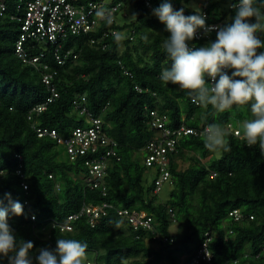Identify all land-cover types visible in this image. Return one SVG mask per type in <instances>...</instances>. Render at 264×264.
Listing matches in <instances>:
<instances>
[{
  "label": "trees",
  "instance_id": "obj_1",
  "mask_svg": "<svg viewBox=\"0 0 264 264\" xmlns=\"http://www.w3.org/2000/svg\"><path fill=\"white\" fill-rule=\"evenodd\" d=\"M112 1L122 3L117 18L127 15L129 8L135 18L110 25L105 21L93 30L69 34L61 41L64 63H59L52 43L26 41L29 57L45 53L36 66L16 53L28 0H0L5 6L4 11L0 8V207H9L8 193L23 205V215L9 212L17 239L34 243L33 258L40 248L54 249L57 238L78 239L87 243V254L95 257L84 264H182L183 256L187 257L184 264H264V157L258 146L247 147L228 129L229 124L242 129V122L250 118V106L218 113L211 106L193 104L178 86L165 85L160 73L169 63L161 45L170 33L153 14L164 0H152L151 9L145 0ZM170 2L174 10L183 8L186 16H203L204 0L200 10L189 6L191 0ZM237 2L209 0L205 24L218 19L230 22L234 16L230 5ZM114 29L123 37L119 42L108 33ZM257 35L264 41V33ZM49 71H57L53 85L59 95L38 112L37 105L52 96L43 81ZM81 95L86 96L89 112L101 117V131L116 142L109 147L115 154L103 179L106 196L102 186L91 188L85 182L90 172L85 161L94 159L96 153L73 161L60 142L75 128L91 123L74 104ZM151 110L166 117L170 127L186 123L203 129L218 124L230 147V151L219 149L218 156V150L205 148L202 135L179 138L178 152L171 160L173 189L165 201L154 192L155 182L146 180L148 168L144 157L140 158L155 135L148 124ZM39 129H56L59 137L41 136ZM101 146V153L105 152L106 145ZM180 160L191 164L182 169ZM103 200L116 207L148 210L158 222L162 239L135 231L115 210L94 226L84 215L73 222L71 230L61 229L59 224L70 214ZM174 222L182 224L185 232L172 233ZM208 239L211 261L194 262ZM0 264L7 261L0 260Z\"/></svg>",
  "mask_w": 264,
  "mask_h": 264
},
{
  "label": "clouds",
  "instance_id": "obj_2",
  "mask_svg": "<svg viewBox=\"0 0 264 264\" xmlns=\"http://www.w3.org/2000/svg\"><path fill=\"white\" fill-rule=\"evenodd\" d=\"M260 4L264 0H238L231 5L234 16L224 25L207 26L203 16H186L183 8L174 10L170 0H164L153 14L170 33L162 40L169 66L161 71L160 80L178 86L193 104L211 106L218 113L250 106V118L243 121L238 135L247 147L258 146L264 157V52H258L264 41L257 35L264 33V7ZM96 15L106 16L103 10ZM107 23H112L110 17ZM198 29H204L205 35L214 32L215 39L204 46H190ZM113 37L117 42L123 39L120 32H114ZM224 135L220 125H208L202 132L205 148L230 151ZM143 152L145 157V149ZM5 195L9 207H0V260L7 264H84L88 245L75 238H57L54 249L40 248L33 258L34 243L18 240L9 224V212L23 215V205L10 193Z\"/></svg>",
  "mask_w": 264,
  "mask_h": 264
},
{
  "label": "built area",
  "instance_id": "obj_3",
  "mask_svg": "<svg viewBox=\"0 0 264 264\" xmlns=\"http://www.w3.org/2000/svg\"><path fill=\"white\" fill-rule=\"evenodd\" d=\"M145 2L149 8H152V0H145ZM208 5L209 0H204L202 5L204 17H209L208 12H206ZM0 8L2 11L5 10V6L2 2H0ZM100 10L105 12V18L96 15ZM121 10L122 3L114 2L112 0H28L27 5L25 6V15L21 18L22 32L20 38L16 42V53L24 62H29L37 66L45 56V53L43 52L39 55L35 54L29 57V54L25 49L26 41L33 40L40 44L52 43L56 46V58L59 63H64L65 59L60 54L62 40L71 33L75 34L82 31L87 32L93 30L101 23L107 21V18L109 17L112 19V23H117V15ZM224 24H226L225 19H218L206 25L212 26ZM114 32L118 31L114 29L108 33L113 34ZM104 34L106 35L107 33L105 32ZM213 36H215L214 32L205 35L204 29H198L196 39L190 42V46L193 44L197 46L200 41H208L213 38ZM70 53L71 50L67 51L66 55ZM43 66L45 70L49 69L47 62H45ZM56 73L57 71H49L43 75V81L49 86V88H51L52 96L48 98L46 103L37 105L36 110L38 112L44 111L47 107V103L59 95L53 85V79ZM85 101L86 96L81 95V98L75 100L74 104L80 114L87 115V119L91 121V123H88L89 125L86 124L85 126L75 128L70 137H61L60 142L65 144L70 158L73 161L83 158L89 152H92V154L96 153L97 156L94 159L90 158V160L85 161L90 167V172L85 182L91 188L102 186L103 195L106 196L107 191L106 186L103 184V179L107 173L109 159L115 154V151L109 147L112 144L115 145L116 142L112 141L101 131V117H96L92 112H89L84 104ZM148 117L149 127L151 130L155 131V135L146 145L144 163L148 168L154 169L157 172L154 191L159 192L164 183H173L171 160L172 156L176 155L178 152V139L184 135L201 136L203 130L207 126L203 129H197L188 126L186 123H182L178 127H170L167 125L166 117L161 116L157 110H151ZM228 129L236 136L241 137L238 135L242 132V129L239 127L229 124ZM38 131L41 136L50 135L54 138L59 137L56 129H39ZM101 145H106L104 146L105 152L101 153ZM18 173H21V170H18ZM212 175L216 176L217 173L213 172ZM24 186L27 188L26 184ZM111 210H115L129 225L133 227V229H135V231L144 230L149 235H152L154 239H162L161 232L157 227V222L149 211L144 209L116 207L114 203L108 200H103L100 204H85L80 211L70 214L68 218L59 225L62 230H71L73 228V222L85 215L88 217L91 225L94 226L99 219L108 215ZM170 212H172L173 217H175V213L172 209H170ZM235 214L238 215V211H235ZM33 219H35V217ZM46 227L47 226H44L43 229H46ZM137 237L139 238L141 235L138 234ZM163 239L167 241V238L164 237ZM200 258H203L205 261H211L212 259L209 239L205 241L198 250L193 261L198 262ZM88 264H95V262L88 261Z\"/></svg>",
  "mask_w": 264,
  "mask_h": 264
},
{
  "label": "rangeland",
  "instance_id": "obj_4",
  "mask_svg": "<svg viewBox=\"0 0 264 264\" xmlns=\"http://www.w3.org/2000/svg\"><path fill=\"white\" fill-rule=\"evenodd\" d=\"M110 1V0H108ZM203 0H191V2L189 3V6L195 10H200L201 9V3H202ZM135 18V14L133 12V9L129 8L127 10V15H124V14H120L118 16V19L120 22H128L132 19ZM216 154L219 156L221 154V151L218 150L216 152ZM144 157V153H141L140 154V158H143ZM180 167L182 169L184 168H187L189 167V165L191 164V161L189 160H180ZM146 180L149 182V183H152L154 181V178L156 177L157 175V172L154 170V169H147L146 173ZM173 189V184L171 183H164V185L162 186V191L159 193V200H162V201H165L167 200L169 197H170V193ZM170 230L172 233L176 234V233H179V232H185V229H184V226H182V224H179L178 222H174L171 227H170ZM156 247L158 248V244L155 243ZM94 259L95 257L92 256L90 253L86 255V259ZM187 257L186 256H183V261H182V264H184V259H186Z\"/></svg>",
  "mask_w": 264,
  "mask_h": 264
}]
</instances>
